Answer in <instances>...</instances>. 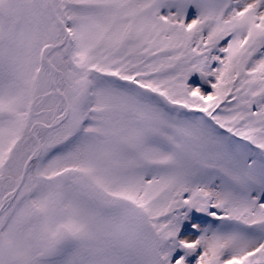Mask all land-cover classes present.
Masks as SVG:
<instances>
[{
  "label": "snow or ice",
  "instance_id": "1",
  "mask_svg": "<svg viewBox=\"0 0 264 264\" xmlns=\"http://www.w3.org/2000/svg\"><path fill=\"white\" fill-rule=\"evenodd\" d=\"M0 264H264V0H0Z\"/></svg>",
  "mask_w": 264,
  "mask_h": 264
}]
</instances>
